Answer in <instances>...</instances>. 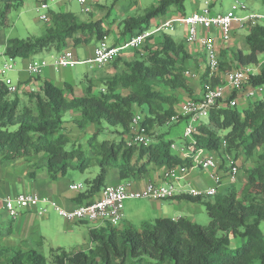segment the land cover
<instances>
[{
    "label": "trees",
    "instance_id": "16d2710c",
    "mask_svg": "<svg viewBox=\"0 0 264 264\" xmlns=\"http://www.w3.org/2000/svg\"><path fill=\"white\" fill-rule=\"evenodd\" d=\"M25 1L0 0V25ZM118 1H113L105 17ZM186 1L157 0L142 15L124 19L120 37L124 41L151 29L152 21L169 11L185 16ZM47 23L39 37L6 40V55L29 59L52 49L61 53L72 50V43L100 42L110 33L105 19L81 20L71 11L49 10ZM245 40L246 51L232 50L231 57L221 52V74L225 68L259 64L264 54V23L249 28ZM135 51L138 58L127 61L121 55L113 62L117 68L113 77L92 83L80 97L74 95L72 86L60 88L49 81L35 91L19 90L11 95L0 80V163L34 162L35 171L29 176L35 178L36 170L44 169L53 181L71 170L84 173L97 166V175L85 181V191L75 198L77 206L94 202L108 186L110 174L125 182L143 178L152 169L190 168L192 158L182 159L171 148L174 142L166 141V133L157 130L187 122L182 116L172 121L180 112L181 97L197 99L187 71L200 72L202 92L207 84L216 87L220 78L207 79L205 57L191 55L184 41L170 34H164L158 45L147 42ZM259 86H264V66L242 90L228 92L223 106L212 109L209 118L197 125L198 148L219 156L231 154L239 166L238 177L245 178L238 188L230 184L211 198L185 194L170 199L201 203L210 219L207 227L186 217H159L140 229L108 225L89 231L92 247L87 250L58 248L45 255L38 250L42 238L29 249L11 243L12 223L7 233L0 231V264H264V98L248 103L242 111L239 104L228 106L231 99L240 101L250 87ZM136 113L143 115L141 127L149 138L156 131L149 144L131 141ZM109 128L117 129L119 139H100ZM217 171L221 180L227 179L225 166ZM0 229L4 230L1 223Z\"/></svg>",
    "mask_w": 264,
    "mask_h": 264
},
{
    "label": "built area",
    "instance_id": "2783aa9c",
    "mask_svg": "<svg viewBox=\"0 0 264 264\" xmlns=\"http://www.w3.org/2000/svg\"><path fill=\"white\" fill-rule=\"evenodd\" d=\"M48 1L41 0L40 8L49 10ZM82 6V12H88V5L91 0H76ZM212 5V4H211ZM246 9L244 3L236 1L226 13H218L213 15L209 2L206 3L202 13L194 12L191 15L181 16L179 18L170 19L153 26V28L140 34L133 35L120 44H108L107 38L98 42L94 49V57L84 63L94 64L99 67L109 65L119 58L124 52L141 50L144 45L149 42L156 34L163 32H173L175 23H182L188 26L189 31L186 42L191 45H199L201 54L208 63L207 79L220 78V83L216 87L205 85L204 91L197 99L187 98L180 103V112L172 119L173 122L179 120V117H186L184 129L185 144L181 147L175 143L171 145L182 159L192 158L193 164L190 168L184 166L174 167L163 172L162 178L156 181H149L144 188H137L134 182L127 181L116 186H106L101 192V197L92 203L82 204L68 210L60 206L56 201L50 198H42L36 194H18L13 198L1 197L0 206L4 208L8 217L17 220L22 213L34 211L36 207L42 205L39 215H45L52 207L60 216L68 222H93L100 225H109L111 227H119L124 218V202L131 199H147L152 201H164L173 199L179 195H190L193 197H214L221 186V178L214 174L213 179L216 185L204 190L193 188L186 178L195 169L213 171L221 170L225 166L227 179L230 184L237 183L239 176V166L233 156L224 152L222 156L217 153H210L202 148H198L194 139L197 133V125L202 121H206L211 110L223 106L222 102L227 100V93L235 90H242L244 85L249 81L251 75L260 72L264 66V58L257 65L243 66L237 69H230L223 74L220 72L219 61L220 51L215 43L214 38L205 35L198 36V27L203 31L217 29L220 32V38L225 45H229L233 40L234 27L237 24H248L249 28L264 22V13H250L244 17H239L236 11ZM41 20L47 21L46 13L40 16ZM6 52L0 51V76L1 80L7 88L9 94L17 93L20 86L8 77L9 73L15 71V63L11 59L7 60ZM79 62L75 59V55L71 49L65 50L51 58V61L45 59L32 60L27 69L33 77H39L43 70L52 66L56 71L64 68L73 67ZM186 77L193 76L191 71L185 73ZM264 93V86L250 87L245 93L246 98H254L256 94ZM230 107L239 104V99H231L228 103ZM144 117L140 113H136L132 120V142L149 144L150 138L147 136L141 122ZM226 143L223 147L226 148ZM70 189L73 192L83 190L82 184H72Z\"/></svg>",
    "mask_w": 264,
    "mask_h": 264
},
{
    "label": "rangeland",
    "instance_id": "374dc122",
    "mask_svg": "<svg viewBox=\"0 0 264 264\" xmlns=\"http://www.w3.org/2000/svg\"><path fill=\"white\" fill-rule=\"evenodd\" d=\"M96 3L94 6L92 5V0L90 4L88 5L89 11L88 12H82V6L76 1V0H54L48 1L49 10H56V11H71L79 16L81 20L91 21V20H97L100 18L105 19V25L107 28H109L110 33L107 37L108 44H113V42L120 37V33L123 30L122 21L130 16H136V15H142L146 9H148L153 4L157 3V0H120L116 3V6L113 8L112 13L105 17L108 10L110 9V6H112L114 0H95ZM236 1L242 2L245 4L246 9H239L236 11L237 16L244 17L252 12L254 13H264V4L262 0H187L184 5V13L186 15H191L194 12L202 13L203 8L205 7L206 3L209 2L210 9L213 15H216L218 13H226L231 7L232 4H234ZM212 4V5H211ZM40 8V0H26L25 4L21 8L13 9L8 17L5 25H0V51L5 52V45L3 40H8L10 38H19V39H27V38H33V37H39L41 36L47 29L48 23L47 21L41 20L40 16L44 13L48 15L49 10H42ZM169 17L174 16V18H179L182 15L180 13H175L174 11H169ZM167 14V15H168ZM116 20L113 23H110L109 21ZM161 18L154 19L152 21V25L157 26L160 25ZM186 31V26L184 24H175V30L173 32H170V35L175 39L176 41H182L184 39V33ZM201 32L203 30L198 27V36H201ZM211 33V30H207L206 34L209 35ZM245 34V33H244ZM234 36V35H233ZM241 39V40H240ZM123 40V38L120 39V41ZM240 41L243 43L240 45H236L233 49L237 50H243L244 45L246 46L245 42V36H240ZM238 40V41H239ZM96 40L93 39L87 43L82 44H75L72 43L70 47L72 50L78 54V56L81 59H84L86 56V53L84 52V48L91 47L95 44ZM120 44V43H119ZM43 56H46V54H42ZM201 56H203L201 54ZM47 57V56H46ZM138 58V57H137ZM264 58V54L260 56V59ZM17 65L19 67L20 63H22L21 59H16ZM89 65H80L76 66L72 69V72L74 73L76 78V81L80 79L81 73L85 72L88 69ZM225 71L230 70L229 68H225ZM48 71V69H47ZM17 71H13L9 73V78L13 80V82L16 81L17 78ZM193 81V82H192ZM191 83H189V86L192 88V85H194L196 88L193 91L197 92V96L194 95L195 98L200 97L202 93H200L199 89L200 86V78L199 80H191ZM264 98V93L262 94H256L254 98H246L245 96L240 98L239 101V110L242 111L243 108L248 107V103H253L254 101L260 100ZM24 99V97H23ZM185 98L181 97V102H184ZM184 129H185V123L181 124H171L170 126H165L161 128L160 130H157L159 133H166L164 134V139L166 141L172 140L177 146L181 147L185 144L184 140ZM116 128H109V131H106L105 134H103L100 139L103 140V138L116 140L119 139V135L116 133ZM156 131L152 132L153 136H150V138L155 137ZM243 160V159H242ZM244 161V160H243ZM247 165H250L248 163ZM7 169L10 174L14 176L13 182H14V188L16 189L17 193L20 194H32L33 192H37L35 189L36 182L35 178L29 177V174L31 171H35L34 166L32 163H29L27 161L21 160L15 164H9L7 165ZM5 170V167H3ZM30 171V172H29ZM37 171H41V169H37ZM0 178L2 176H5L2 174V170L0 171ZM42 173V172H40ZM98 173V167H94L92 169L87 170L84 173H80L78 171H69V173L62 179L66 182V184H69L70 182H81L83 185L85 184V181L87 179H91L95 177ZM202 171L200 169H195V173L191 176L192 180L200 179ZM243 177H246L245 173L243 174ZM245 178H239L237 179V183L232 184L231 186H234L238 188L241 185V180L244 181ZM206 178H202L198 181V185L200 187H204L207 183ZM86 187V186H85ZM84 189V187H83ZM14 193V190H12ZM47 196H52L49 194H45ZM54 198L55 201H57L56 197ZM188 203L187 201H180ZM177 199L174 200H164L161 201L162 208L157 207L156 202H153L152 200L147 199H131L126 200L124 202V212L129 214L130 217L126 218V221H124L123 224L119 226V228H135L140 229L141 226L144 223H152L156 218H159L160 216L168 217V218H174L176 216H189L191 220H194L195 223L207 227L210 223L209 216L207 214V211L205 207L200 204L197 210L193 209V206H191V210L188 211L187 207L185 208L186 211L181 212L179 210V207L177 205L179 204ZM193 205V204H192ZM195 205V204H194ZM159 206V205H158ZM39 207H42L40 205ZM49 211L44 216H39L35 213V216H32L29 220L32 221V224L29 223L30 227L33 226L35 232L39 233L41 236L44 237V243L43 246L40 248V251L43 252L45 255H49V252L51 249H58L61 248V250H65L67 252H77L80 250H87V246H91V238L89 235L90 228H93L96 226V223L93 222H87L86 224L77 225V223H70L67 222L62 216L58 214L52 207H48ZM200 208V209H199ZM162 209V213L165 215H160ZM192 211V212H191ZM167 214V215H166ZM22 216V215H21ZM19 217L15 222H12L11 219L6 214V211L2 206H0V223L1 227L4 228V230L0 229L1 232H5V229L9 226L7 225H13V227H19L25 224L26 218L23 215L22 217ZM24 223V224H23ZM108 226V225H104ZM261 228L264 233V223H262ZM17 229V228H16ZM27 232L25 230H22L20 234L18 232H12L11 236L8 238L11 240V243L19 244L24 249L28 248H34L35 244L34 241L26 236ZM30 236V234H29ZM28 237V238H27ZM35 240V239H34ZM36 242V241H35ZM50 257V256H49Z\"/></svg>",
    "mask_w": 264,
    "mask_h": 264
},
{
    "label": "crops",
    "instance_id": "0c3cea01",
    "mask_svg": "<svg viewBox=\"0 0 264 264\" xmlns=\"http://www.w3.org/2000/svg\"><path fill=\"white\" fill-rule=\"evenodd\" d=\"M92 1H93L92 5L94 6L96 1L95 0H92ZM170 19H174V16L169 17V14H168L165 17L161 18V23L164 21L170 20ZM261 23H264V22H261ZM175 24H174V30H175ZM177 24H182V23H177ZM185 26H186V31L184 33V39L182 41H184L186 48L188 49V52L191 55L199 57V56H201V49H200L199 45H196V44L191 45V44L186 42V37H187L188 31H189V28L187 25H185ZM151 28H153V25L151 26ZM248 33H249L248 24L247 25L244 24L243 26L241 24L235 25L233 40L229 45H225L222 42V40L220 38V32L217 29H212L211 33L209 35L206 34V31H203V32H201V35H205L207 37L214 38L215 43H216V45L220 51V54H221V52H225L227 57H229V56L231 57V55H232L231 51L236 50L233 48L236 47V45H240L243 43L242 41H240L241 39L239 40L240 36L246 37ZM164 34H170V32L158 33L149 42L153 45L154 44L158 45V43L160 42V40L162 39V36ZM120 39H121V37L116 39L112 45H117V44L121 43L123 40L120 41ZM3 41H4V45H5L6 41L5 40H3ZM97 44H98V42L96 41L93 46L84 48V52L86 53V56L84 59H81L78 56V54H76V53L74 54L75 59L77 61L83 62V63L77 64L73 67L64 68V69H61L59 71H56V69H54L52 66H49L43 70L42 74L39 77H33L29 73V71L27 69L29 63L35 59H37V60L38 59H45V60L51 61L52 57L59 54V52H57L55 49H52L51 51H45V52H43L39 55H36L34 57H31L29 59H21L22 63H20L19 67L17 65L16 59H12L15 63V66H16L15 71H17L16 72L17 78H16L15 83L20 86L21 91H35L39 88L40 85H42L46 81L52 82L60 88H63L66 84H68V85L72 86L75 96H77V97L83 96L85 94L87 87L90 86L92 83L95 85H98V84H100V82L103 81V79L111 78L117 72V68L114 66V63H111V64L106 65V66H102V67H99V66L94 65V64L84 63V62H86L89 59H92L94 57V49L97 46ZM243 49L247 50V45L246 46L244 45ZM42 54H46L47 57L43 56ZM136 57H137L136 51H127V52H124L122 54L121 58H124L127 61H132V60L136 59ZM6 58H7V60L11 59L9 56H7ZM80 65H87V66L89 65V67L85 72L81 73V75H78V76H80V79L78 81H76V78H74L75 75L72 72V69L75 68L76 66H80ZM47 69H48V71H47ZM191 72H192L193 76L187 77L188 83H191L190 82L191 80H199V78H200V72L199 71L197 72V71L192 70ZM36 78H37V80H36ZM2 79H3V77L0 76V80H2ZM195 88L196 87L194 85H192V89L195 90ZM199 91H200V93H202V87L199 89ZM194 95L197 96L196 91H194ZM185 97H186V95H184V98ZM31 163H32V165L34 164V162H31ZM7 165H9V164L0 163V171L2 170V174L5 175V176H2V178H0V196L1 197H7V198H13L20 193H17L16 189L14 188V182H13L14 176L9 173V171L7 169V167H8ZM3 167H5V170L3 169ZM201 171H202V174H201V176H198V177H200V179L206 178L208 180L204 187H200L198 185V181L200 179H197L195 181L191 179L192 178L191 176L195 173V170L188 175V177L186 178L185 181L190 183V185L193 188L198 189V190H204V189H207L209 187H214L216 185V183H215V180L213 179V175L216 174L220 177L219 171H216V170H213V171L201 170ZM40 172H42V173H40ZM163 172H164V170H162V169L161 170L152 169L150 171V173L145 175L143 178L134 179V180H131V182H134V186L137 188H144V186L146 185L147 182L153 181V180L156 181V180L161 179ZM30 173H28V174H30ZM220 173H222V171ZM35 182H36L35 183L36 184L35 189H37L36 190L37 192H33L32 194H36L42 198H50L52 200H54V198H52V197H56L57 198L56 202L60 206L64 207L65 209H68V210H71L78 205V202L75 200V198L77 197L78 193L84 192L86 189V187H85L86 185H83L81 182H79V183L70 182L69 184H66V182L64 180H60V179L57 181H53V180L49 179V177L47 176L46 171L44 169H41V171L36 172ZM125 182H127V181H125ZM121 183H124V181H120L118 179L117 175H114V174L109 175V179H108V183H107L108 186L109 185L110 186H116V185H119ZM72 184H82L84 189L80 192H73L70 189V186ZM229 185H230V182L228 181V179L225 178L224 180H221V186L219 188V191L220 192L224 191L226 189V187H228ZM12 190H14V193L12 192ZM102 190H101V192H102ZM101 192L98 195V197H96L94 199V201L100 199ZM45 194H49L52 196H47ZM153 202L158 203L157 207L159 208V211H160V208H162L161 201H153ZM200 204L201 203H199V202H194V203L193 202H188V203L181 202L177 205V207H179V210L181 212H183V211H186L185 210L186 207H187V210L190 211L191 206H193L194 210H197L198 208L196 207V205L199 207ZM40 208L41 207L38 206L35 208L34 211L23 213L22 216L25 215L24 217L26 218L25 224L23 223L24 225L19 226V227H13L12 226V232H18V234H20L22 232V230H25L27 232L26 236L31 238L34 241V244L37 243V241L41 238H42V241L44 243V240H43L44 237L41 236L39 233L35 232L33 226L30 227V225H29V223L32 224V221H30L29 219L32 216H35V213L39 215ZM162 212L163 211L161 209L160 215H165ZM130 215H133V214H131V213L127 214L124 212V218H123L121 224H123L124 221H126V218L130 217ZM39 216H41V215H39ZM42 216H44V215H42ZM160 217H162V216H160ZM164 217H166V216H164ZM185 217L188 218L189 220H191L189 218V216H185ZM178 218H181V216H176L172 219H178ZM191 221L195 223L194 220H191ZM77 225H82V224L77 223ZM101 227H104V225H100L98 223L93 228H101ZM93 228H90V230ZM29 234H30V236H29ZM42 246H39L38 250H40V248ZM89 247H92V242H91V246H87L86 248L88 249Z\"/></svg>",
    "mask_w": 264,
    "mask_h": 264
}]
</instances>
